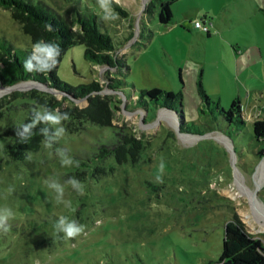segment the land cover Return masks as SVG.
I'll return each mask as SVG.
<instances>
[{"label": "rangeland", "instance_id": "obj_1", "mask_svg": "<svg viewBox=\"0 0 264 264\" xmlns=\"http://www.w3.org/2000/svg\"><path fill=\"white\" fill-rule=\"evenodd\" d=\"M45 1L72 21L75 1ZM111 1L126 9L131 20L117 15L109 3L105 10L99 0H79L78 6L93 11L123 42L132 32L116 51L129 68L118 75L113 67L86 59L83 44L75 43L62 54L56 72L71 85L98 81V93L107 96L114 111L112 125L86 122L79 131L65 129L60 139L54 138L51 125V147L43 140L18 160L3 153V147L15 137L14 127L27 111L34 109L32 100L14 97L0 109V216L7 215L5 207L13 213L6 221L10 230H0V264H208L221 252L224 224L233 212L264 242V149L257 148L264 147V139L262 143L252 135L253 121L264 117V0H222L214 18L221 31L214 38L190 25L182 30L175 22L184 10L205 6V0L171 4L173 17L167 24L159 22L156 10L143 14L149 0ZM141 20L146 30L140 37ZM1 35L17 46L29 40L10 11L2 8ZM227 46L233 55L234 48L236 57L229 58ZM194 62L199 65L196 71ZM114 77L125 80L119 90L107 85ZM198 79L222 107L238 99L245 120L240 130L214 119L207 108L200 111ZM151 87L180 91L184 121L196 123L203 133H179V116L173 110H158L153 104L147 111L137 107L139 91ZM33 88L63 96L27 80L0 84V100ZM70 103L83 107L88 99L68 97L63 106ZM227 129L230 137L224 133ZM125 132L145 142L139 160L118 164L111 155H99L102 145L111 146ZM57 149L65 150L73 161L70 166L61 165ZM161 162L165 169L159 183ZM97 165L106 171H96ZM72 178L83 184V195L67 183ZM45 181L64 187L70 209L56 203L59 194ZM60 215L84 225V232L65 239L54 229Z\"/></svg>", "mask_w": 264, "mask_h": 264}, {"label": "trees", "instance_id": "obj_2", "mask_svg": "<svg viewBox=\"0 0 264 264\" xmlns=\"http://www.w3.org/2000/svg\"><path fill=\"white\" fill-rule=\"evenodd\" d=\"M74 1L76 4L74 17L71 22H68L45 0H0V8L10 11L11 18L19 24L22 33L29 39L24 46H17L4 35L0 36V84L9 86L18 81L34 80L44 84L48 88L63 93L62 97L56 98L47 91L35 88L25 93L16 91L6 96L7 99H4V102L3 99L0 100V109L11 98L25 96L32 100L31 104L34 108L40 107L41 110L48 109L67 113L69 119L64 120L62 124L69 132L79 131L86 122L99 125H112L114 111L107 96L102 97L98 93L102 90V86L98 81L93 80L88 83L71 85L58 77L56 68L62 54L69 46L81 43L84 46V57L86 59L101 66L113 67L119 75L123 74L129 67L126 64L124 55H118L116 51L132 37V32H128L124 42L119 40L110 34L107 28L102 26L93 11L79 9V0ZM176 1L149 0L144 6L143 14L149 16L156 10L159 22L167 24L173 16L171 4H174ZM108 3L117 15L127 18L129 21L131 20L130 14L126 9L111 0H108ZM260 10L264 12V8ZM144 30H146V23L141 20L140 37L143 36ZM39 41L58 45L60 50L59 55L56 57L54 66L49 71L43 73L35 71L27 72L23 67V63L32 53L34 44ZM106 77L108 76L106 75ZM108 79L110 81L107 85L112 90H119L118 86L125 83L123 78L114 77L115 80ZM197 93L202 104L200 108L201 112L205 113V108H207L214 119L221 118L229 128L234 127L235 130H240L245 120L237 98H234L229 106L224 108L219 105V102L209 98L199 79L197 80ZM68 97L74 99L86 97L88 103L83 107H79L74 103L63 106V102ZM181 100L182 94L180 91L172 92L159 87L141 89L139 95L135 98L137 107L145 111H147L149 104H153L158 109L166 108L175 111L179 116L178 128L180 132L202 134L203 131L196 126V123L184 121ZM32 111L33 109H29L25 117L14 129L22 124L29 123L32 118ZM43 128L48 129L50 137L54 135L52 126L41 122L32 130L31 137L26 141H21L15 132V137L4 145L3 153L9 158L23 159L29 151L36 150L43 140L46 139L45 135L40 131ZM224 133L229 136V129ZM120 135V138L111 146L107 147L108 144L102 145L99 149V155L101 157L111 155L118 164L127 162L128 160L132 162L139 160L146 147L143 139L130 132L120 133ZM252 135L257 141H262L263 143L264 117L256 118L253 121ZM262 145L257 146L259 151L264 149ZM94 168L96 171H106L103 166L97 165ZM208 264H264V242L260 237L248 231L238 214L233 212L232 217L224 224L221 252L217 260L210 261Z\"/></svg>", "mask_w": 264, "mask_h": 264}, {"label": "clouds", "instance_id": "obj_3", "mask_svg": "<svg viewBox=\"0 0 264 264\" xmlns=\"http://www.w3.org/2000/svg\"><path fill=\"white\" fill-rule=\"evenodd\" d=\"M101 7L107 10L108 0H99ZM59 47L54 43H45L39 41L33 46L32 53L24 61L23 67L27 72H47L49 71L55 63L56 57L59 55ZM69 119L67 113H60L58 111H51L48 109L41 110L38 107L34 108L32 111V118L29 123L22 124L15 129L16 135L20 138L21 141H26L32 135V130L37 127L41 122L45 124H50L55 128L54 138L60 139L65 134V128L62 126L64 120ZM23 129V131H21ZM46 137L44 143L46 147H51V140L53 137L48 135V129L43 128L40 130ZM57 153L60 156V162L62 166H70L73 161L70 157L67 156L65 150L57 149ZM165 169L164 162L159 164V174L157 175L156 182L162 183V174ZM48 184V187L55 188L59 194L56 197V203H63L65 208H71V201H64V187L59 183H51L45 181ZM80 195L84 194L83 184L72 178L68 182ZM9 192L13 191L12 188L8 189ZM7 215L0 216V230L7 233L10 230V225H6V221L9 218L13 217L11 209L5 207ZM85 226L79 224L76 220H70L68 216L60 215L59 219L54 224V229L57 233H63L65 239H74L77 236L81 235L84 232Z\"/></svg>", "mask_w": 264, "mask_h": 264}, {"label": "crops", "instance_id": "obj_4", "mask_svg": "<svg viewBox=\"0 0 264 264\" xmlns=\"http://www.w3.org/2000/svg\"><path fill=\"white\" fill-rule=\"evenodd\" d=\"M179 0H177L175 2V4L178 2ZM198 1V0H196ZM206 1V4L205 6L203 5V7L201 6H194L193 7V12H196L198 13V15H195L194 17H191V14H189L191 11H183L181 12V15L178 16V19L175 21L177 22V24L179 25L180 29L182 30H187L189 29L188 25L192 26L193 28L195 29H198V30H201L200 28H197L194 26L193 24V21L196 20V19H201V21H203L204 23L206 22H210V25H209V28H208V32H204L205 33V37L206 38H214V37H219V32L221 31L218 26L216 25L215 23V19L218 15V13L216 11H218L219 9H217L219 7V5L221 4L222 0H205ZM230 2L232 3L233 0H230ZM213 3H215V6H214V9H211L210 8V5H212ZM174 4V5H175ZM173 6V5H172ZM172 13H173V7H172ZM173 17V16H172ZM188 23H187V22ZM186 23V25H185ZM188 31V30H187ZM202 31V30H201ZM222 37V36H221ZM222 41V40H221ZM228 47V55H229V58L230 56H234L236 57V51L234 50L233 48V52H234V55L231 53V50ZM230 53V54H229ZM227 55V56H228ZM262 53L259 52V56H261ZM233 59V58H232ZM193 67H194V70L196 71L199 67L198 63L194 62L193 64ZM245 66V65H243ZM181 75V74H180Z\"/></svg>", "mask_w": 264, "mask_h": 264}, {"label": "built area", "instance_id": "obj_5", "mask_svg": "<svg viewBox=\"0 0 264 264\" xmlns=\"http://www.w3.org/2000/svg\"><path fill=\"white\" fill-rule=\"evenodd\" d=\"M193 24L195 27L200 28L202 31L208 32L210 22L204 23L203 21H201V19H196L193 21Z\"/></svg>", "mask_w": 264, "mask_h": 264}, {"label": "bare ground", "instance_id": "obj_6", "mask_svg": "<svg viewBox=\"0 0 264 264\" xmlns=\"http://www.w3.org/2000/svg\"><path fill=\"white\" fill-rule=\"evenodd\" d=\"M32 84V83H31ZM4 89H2V90H0V93L3 91ZM164 110V109H163ZM260 167V166H259ZM261 172H262V168H259V171H258V175H260L261 174ZM243 187H245L248 191H249V193H250V195H253V193L252 192H250L251 190H249V188L247 187V186H244V185H242ZM242 188V187H241ZM243 189V188H242ZM248 193V192H247Z\"/></svg>", "mask_w": 264, "mask_h": 264}, {"label": "water", "instance_id": "obj_7", "mask_svg": "<svg viewBox=\"0 0 264 264\" xmlns=\"http://www.w3.org/2000/svg\"><path fill=\"white\" fill-rule=\"evenodd\" d=\"M159 109H160V108H159ZM159 109H158V110H159ZM179 133H181V132H179Z\"/></svg>", "mask_w": 264, "mask_h": 264}]
</instances>
